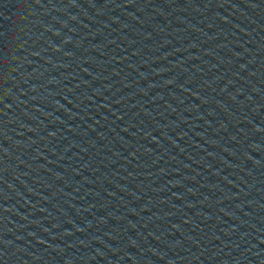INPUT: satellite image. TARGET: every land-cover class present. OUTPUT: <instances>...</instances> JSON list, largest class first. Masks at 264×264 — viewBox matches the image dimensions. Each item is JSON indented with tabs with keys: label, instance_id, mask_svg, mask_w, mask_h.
<instances>
[{
	"label": "water",
	"instance_id": "1",
	"mask_svg": "<svg viewBox=\"0 0 264 264\" xmlns=\"http://www.w3.org/2000/svg\"><path fill=\"white\" fill-rule=\"evenodd\" d=\"M0 264H264V0H0Z\"/></svg>",
	"mask_w": 264,
	"mask_h": 264
}]
</instances>
